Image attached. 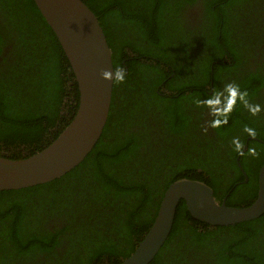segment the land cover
Masks as SVG:
<instances>
[{"label": "trees", "instance_id": "trees-1", "mask_svg": "<svg viewBox=\"0 0 264 264\" xmlns=\"http://www.w3.org/2000/svg\"><path fill=\"white\" fill-rule=\"evenodd\" d=\"M83 1L125 78L114 80L103 132L78 166L0 190V264H119L180 178L205 181L229 206L258 195L264 49L254 43L264 48V0ZM79 104L71 63L36 2L0 0V155L41 151ZM249 137L260 140L241 153ZM151 264H264V214L211 226L182 200Z\"/></svg>", "mask_w": 264, "mask_h": 264}, {"label": "water", "instance_id": "water-1", "mask_svg": "<svg viewBox=\"0 0 264 264\" xmlns=\"http://www.w3.org/2000/svg\"><path fill=\"white\" fill-rule=\"evenodd\" d=\"M34 1L71 63L79 84L80 104L71 123L41 151L19 159L0 155V190L46 183L78 166L101 136L112 101L115 79H104L101 73L115 68L98 16L83 0ZM240 168L244 181H248L242 165ZM182 200L194 218L211 226L234 225L258 218L264 214V164L259 170L258 195L247 206H229L226 198L219 201L213 187L202 180L180 178L172 182L149 231L132 254L119 264H151L172 231Z\"/></svg>", "mask_w": 264, "mask_h": 264}, {"label": "flooded vegetation", "instance_id": "flooded-vegetation-1", "mask_svg": "<svg viewBox=\"0 0 264 264\" xmlns=\"http://www.w3.org/2000/svg\"><path fill=\"white\" fill-rule=\"evenodd\" d=\"M193 20H196V19H194V17H193ZM260 23H261V27H262V26L264 27V18H261V19H260ZM254 44L258 45V47L260 48L259 55L261 56L262 49H264V48H262V45H261L260 43L258 44V42H255ZM263 44H264V42H263ZM261 61H262L263 72H264V55H263V58L261 59ZM250 64H252V63H251L250 60H248V63H247L246 66H248V65H250ZM162 90H163V91H161V94H164V92H165L167 89H166V88H162ZM262 101L264 102V91H263V98H262ZM262 104H263V105H261V107H263V109H264V103H262ZM261 107H260V108H261ZM250 139H254V137H249V138L247 139V142L244 144L241 153H244L245 151H247V149H248V147H249V140H250ZM254 140H258V139H254ZM258 141H259V140H258ZM246 145H247V149H244ZM240 155H241V154H240ZM240 155L237 156V162H238L239 159H240ZM228 161H229V159L226 158L225 162H223V160H222V163H226V162H228ZM238 164H239V166L241 165L239 162H238ZM222 167H223V165H222ZM241 170H242V169H241ZM242 172H243V171H242ZM223 173H226V176H227V177H230V175H231L230 170H227L226 168H224V171L222 172V174H223ZM244 182H245V181H244ZM246 182H247V181H246ZM225 198H226V197H224L223 200H224Z\"/></svg>", "mask_w": 264, "mask_h": 264}, {"label": "clouds", "instance_id": "clouds-1", "mask_svg": "<svg viewBox=\"0 0 264 264\" xmlns=\"http://www.w3.org/2000/svg\"><path fill=\"white\" fill-rule=\"evenodd\" d=\"M102 77L104 79H115L117 81H120L122 82L125 78V73H124V69L122 68H117V69H113L111 71L109 70H104L102 73H101ZM228 90L230 92H234V94H236V89H235V86L233 85H228ZM246 131H248L249 133L252 132L251 129H246ZM241 147V145L239 143H236V148L237 150H239Z\"/></svg>", "mask_w": 264, "mask_h": 264}]
</instances>
